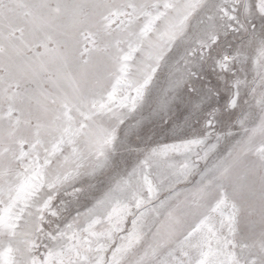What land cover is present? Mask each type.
<instances>
[{"label": "snow or ice", "instance_id": "obj_1", "mask_svg": "<svg viewBox=\"0 0 264 264\" xmlns=\"http://www.w3.org/2000/svg\"><path fill=\"white\" fill-rule=\"evenodd\" d=\"M0 264H264V0H0Z\"/></svg>", "mask_w": 264, "mask_h": 264}]
</instances>
